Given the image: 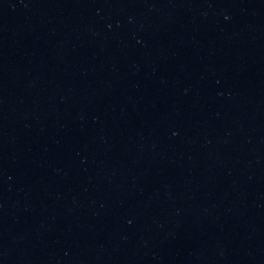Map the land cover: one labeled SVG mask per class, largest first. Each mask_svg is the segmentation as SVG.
<instances>
[{
	"label": "water",
	"instance_id": "obj_1",
	"mask_svg": "<svg viewBox=\"0 0 264 264\" xmlns=\"http://www.w3.org/2000/svg\"><path fill=\"white\" fill-rule=\"evenodd\" d=\"M0 264H264V0H0Z\"/></svg>",
	"mask_w": 264,
	"mask_h": 264
}]
</instances>
